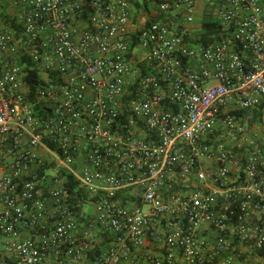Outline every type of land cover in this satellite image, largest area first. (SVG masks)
Listing matches in <instances>:
<instances>
[{
  "label": "built area",
  "instance_id": "2783aa9c",
  "mask_svg": "<svg viewBox=\"0 0 264 264\" xmlns=\"http://www.w3.org/2000/svg\"><path fill=\"white\" fill-rule=\"evenodd\" d=\"M198 2L0 0V264H264V0Z\"/></svg>",
  "mask_w": 264,
  "mask_h": 264
},
{
  "label": "trees",
  "instance_id": "16d2710c",
  "mask_svg": "<svg viewBox=\"0 0 264 264\" xmlns=\"http://www.w3.org/2000/svg\"><path fill=\"white\" fill-rule=\"evenodd\" d=\"M135 4L140 6V2H136ZM5 16L6 15L4 14V17ZM7 21L8 19L5 18V22ZM219 29L220 24L215 19L206 18L203 21L202 29L198 33L197 39L205 43L211 42L216 38ZM27 69L29 71L27 80L30 82V84H32L37 80L38 72L34 69H31L30 65H28ZM62 175L66 177V193L69 195V201L71 205H73L74 209L77 211L79 220V218L81 219L80 215L82 214V208L84 204L90 201V197L87 193H84V191L79 188L78 181L71 174L63 171Z\"/></svg>",
  "mask_w": 264,
  "mask_h": 264
},
{
  "label": "crops",
  "instance_id": "0c3cea01",
  "mask_svg": "<svg viewBox=\"0 0 264 264\" xmlns=\"http://www.w3.org/2000/svg\"><path fill=\"white\" fill-rule=\"evenodd\" d=\"M201 1L202 0H199V2H198V8L196 11L195 20L192 23L186 22L183 15H180V14L177 15V13L170 14V16H169V22H170L171 26L173 27V29L185 30L187 33V37L191 41H194L195 39H197L198 33L202 29L204 19L210 18L205 13V11L201 9L202 8ZM197 17H202L201 21H196ZM47 208H48V211L50 214H54L56 208L54 205V199L53 198L47 199ZM80 216H81V219L85 218L83 214H81ZM27 236H28L27 233H23L21 235V237H23V238H25Z\"/></svg>",
  "mask_w": 264,
  "mask_h": 264
},
{
  "label": "rangeland",
  "instance_id": "374dc122",
  "mask_svg": "<svg viewBox=\"0 0 264 264\" xmlns=\"http://www.w3.org/2000/svg\"><path fill=\"white\" fill-rule=\"evenodd\" d=\"M208 0H202L201 1V6H202V10L206 9L207 7V2ZM208 10V8H207ZM202 17H197L196 21H201ZM82 214L84 215L85 218L80 219L79 218V224H81V228L82 230H93L94 231V235L96 238L99 237V232L97 231V227L95 225H93L92 222V218L93 216H95V210H94V206L86 203L83 208H82ZM6 239V236H4L3 234H0V252L4 249V241Z\"/></svg>",
  "mask_w": 264,
  "mask_h": 264
}]
</instances>
